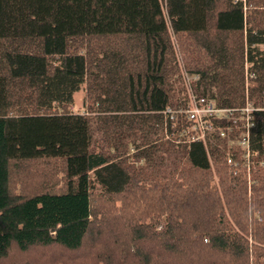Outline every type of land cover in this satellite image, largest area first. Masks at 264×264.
Returning <instances> with one entry per match:
<instances>
[{"label": "trees", "instance_id": "16d2710c", "mask_svg": "<svg viewBox=\"0 0 264 264\" xmlns=\"http://www.w3.org/2000/svg\"><path fill=\"white\" fill-rule=\"evenodd\" d=\"M0 264H264V0H0Z\"/></svg>", "mask_w": 264, "mask_h": 264}, {"label": "built area", "instance_id": "2783aa9c", "mask_svg": "<svg viewBox=\"0 0 264 264\" xmlns=\"http://www.w3.org/2000/svg\"><path fill=\"white\" fill-rule=\"evenodd\" d=\"M251 84L253 85V83ZM251 110L252 106L250 108V103L240 110L245 124L243 127V134L238 140V144H240L244 151L249 150L248 135L249 127L252 125L249 113ZM232 113L233 111L231 109L216 106L214 100L196 97L188 89V104L186 109L183 110V114H185L187 120L192 123L191 129H189L191 132L194 131V133L191 134L192 140L204 139L205 131L210 128L212 118L233 119ZM170 118L173 119V116L171 115ZM220 134L224 135V132Z\"/></svg>", "mask_w": 264, "mask_h": 264}, {"label": "rangeland", "instance_id": "374dc122", "mask_svg": "<svg viewBox=\"0 0 264 264\" xmlns=\"http://www.w3.org/2000/svg\"><path fill=\"white\" fill-rule=\"evenodd\" d=\"M190 78H191V76H187L186 80H188ZM250 108H251V104H250ZM70 111L73 112V113H83L85 111V90H84V85H82L81 88L76 93H74L73 103H72V106L70 107ZM232 117H233L234 121H236V122L239 121L242 124L235 125V127H234L235 130L234 131H231L230 129L228 130L227 134L228 135H229V133L233 134V136L235 137V140L234 139L230 140L228 142V145L229 146H233V145L234 146H236V145L238 146V142L237 141L240 139V137L243 134V127H244L245 121H244V118L242 117V114H241L240 111L236 112V114H234ZM189 129H191V128H189Z\"/></svg>", "mask_w": 264, "mask_h": 264}]
</instances>
